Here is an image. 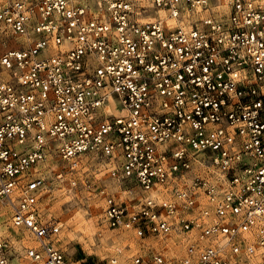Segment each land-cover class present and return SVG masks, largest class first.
Wrapping results in <instances>:
<instances>
[{"label":"built area","instance_id":"obj_1","mask_svg":"<svg viewBox=\"0 0 264 264\" xmlns=\"http://www.w3.org/2000/svg\"><path fill=\"white\" fill-rule=\"evenodd\" d=\"M78 185L127 259L58 246ZM5 216L0 264H264V0H0Z\"/></svg>","mask_w":264,"mask_h":264},{"label":"rangeland","instance_id":"obj_2","mask_svg":"<svg viewBox=\"0 0 264 264\" xmlns=\"http://www.w3.org/2000/svg\"><path fill=\"white\" fill-rule=\"evenodd\" d=\"M150 0H137V3L148 5ZM149 10L150 15H154ZM47 170V169H45ZM50 175V173H46ZM80 172L74 174L76 178ZM92 179L90 171L84 173ZM51 197L45 196L42 206L46 218L57 217L62 223L58 235V246L65 251L67 257L74 262H101L111 255L120 259H127L134 251L136 238L127 232L112 230L102 219L101 205L98 197L89 192L88 188L78 185L71 193L55 187L50 192ZM6 224L7 216L0 222ZM6 230L5 225L2 227ZM109 234V237H105ZM104 237L105 239H102ZM24 244L32 242L25 237ZM121 254H124L121 257Z\"/></svg>","mask_w":264,"mask_h":264},{"label":"bare ground","instance_id":"obj_3","mask_svg":"<svg viewBox=\"0 0 264 264\" xmlns=\"http://www.w3.org/2000/svg\"><path fill=\"white\" fill-rule=\"evenodd\" d=\"M163 13L161 12V15H162ZM19 233H21L22 232V230H20V229H18L17 230ZM104 235H106L105 237L107 238V237H109L108 235L109 234H104ZM102 239H105L104 237H102ZM124 256V254H121V257H123Z\"/></svg>","mask_w":264,"mask_h":264}]
</instances>
